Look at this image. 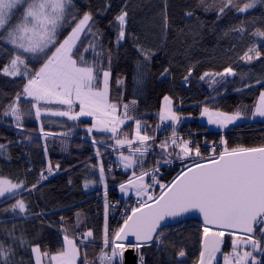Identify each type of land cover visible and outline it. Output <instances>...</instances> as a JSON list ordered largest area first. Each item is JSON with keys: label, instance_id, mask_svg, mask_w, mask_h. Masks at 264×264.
Returning a JSON list of instances; mask_svg holds the SVG:
<instances>
[{"label": "snow or ice", "instance_id": "6c2138e0", "mask_svg": "<svg viewBox=\"0 0 264 264\" xmlns=\"http://www.w3.org/2000/svg\"><path fill=\"white\" fill-rule=\"evenodd\" d=\"M197 5L203 11H214L216 21L227 15L228 11L244 14L239 23L230 25L224 32L225 36L236 33L243 37L245 33L258 38L247 48L240 59L248 64L261 61L264 57V29L257 25L256 17L247 14L258 6L264 8V0H197ZM111 3L106 0L102 11H107ZM127 5L115 17L118 22L115 45L117 49L126 39L127 18L129 16ZM73 0H0V56L7 59V64L0 66V74L7 77L27 78L20 92L4 108V117H13L15 126L22 127L25 115L35 117L42 113L54 116L67 117L78 121L80 117H94L95 123L87 131L92 133L110 134L109 138L115 141V146L123 148L127 145L128 155L119 153V164L127 171L133 169L132 177L127 183L120 184V191L128 193L134 191L137 205L130 209L123 219V224L109 234L107 224L108 203L105 201V223L100 237V251L93 261H89L87 249L96 243V237L91 229L70 237L68 228L62 226V247L55 253L47 247L42 251L40 245H32L23 236H15L13 231L5 230V235L11 242L0 239V264H24L23 257H18L17 245H25L34 254V264H43L47 258L48 264H146L145 253L142 249L155 248L156 256L169 253V248H175L167 235L168 228L172 227L168 221L182 222L181 218L189 213H199L203 217L201 250L197 264H264V146L237 147L229 149L226 140H222V150L218 155L207 158V162L195 161L185 168L171 181L170 184H161L157 177L159 163L145 170L144 161L149 150L156 143L155 135L147 134V126L134 113L137 101L128 103H113L109 99V86L112 77V49H105L102 44V33L96 29V21L91 11L77 15ZM185 15L193 17V11H186ZM264 23V16L259 18ZM74 22V23H73ZM199 22V21H198ZM163 26L165 32L169 27L167 16V2L165 0L163 13ZM249 26L254 30L249 31ZM69 33L61 40L62 30L69 28ZM131 36V34H127ZM92 39L89 40L88 37ZM83 37V39H82ZM136 42L137 51L142 57L137 62L134 78L137 85L143 82L146 72L145 65L151 62L156 54L155 50L145 48L138 42V38L131 36ZM90 54L91 59H86ZM43 61L38 70L33 71L30 63ZM106 62V63H105ZM264 62V61H262ZM194 68L190 67L184 81L192 76ZM162 76L170 75L165 68ZM231 66L223 72H205L199 78L209 77V85L224 82V78L237 76ZM216 77H220L217 80ZM122 84L123 80L118 79ZM243 88H253L260 85L264 89V80L256 79L249 82L248 76L241 77ZM6 95L0 93V96ZM29 100L31 108L24 111L21 99ZM164 105L159 113L160 121H172L173 125L180 123V115L173 111L172 98L165 96ZM44 105H41V102ZM66 105V110L53 111L48 104ZM79 106L77 111L74 107ZM122 108L119 116L117 111ZM248 111L252 119L264 118V91L259 94L258 102L249 110H237L233 114L213 111L208 106L203 107L202 115L208 117V122L227 127L237 120L246 118ZM127 121L135 125L134 138L129 139L127 131L120 128ZM142 129L143 134H142ZM44 136H55L56 133L44 132ZM66 135V134H65ZM123 137V138H120ZM29 139H31L29 137ZM149 141H152L150 144ZM138 143V146L133 147ZM92 143L96 144L95 137ZM103 143V141H101ZM115 146L114 150H117ZM162 150L161 155L174 146L173 152H167L171 157L183 162L189 157H202L199 146H192L190 140L180 137L172 126V136L158 144ZM4 145L0 144V149ZM179 148V152H175ZM215 153V148L211 150ZM97 156L100 149H96ZM165 164L172 163L165 159ZM59 168V165H56ZM139 168L137 175L136 169ZM49 174L52 168L49 166ZM100 182L104 184L105 197L107 184L105 182V169L99 166ZM150 177V183L145 182ZM41 179H47L41 173ZM94 183V182H93ZM39 181L26 186V181L0 177V198H14L18 190L28 191L38 189ZM160 185V193L154 196L150 190L154 185ZM85 188L89 182H85ZM7 194V195H6ZM154 201V203H149ZM25 214L29 211L23 199H17L11 205L12 212ZM126 211H128L126 209ZM42 215V213L40 214ZM79 215V214H78ZM64 218L61 217V221ZM76 227H80L79 220ZM230 240V250L225 251V237ZM132 237L133 239H129ZM79 240V243H77ZM132 252L134 259L128 261L125 254ZM187 256L183 248L168 255V260L174 264H186L183 259ZM160 264H164L163 261Z\"/></svg>", "mask_w": 264, "mask_h": 264}, {"label": "trees", "instance_id": "16d2710c", "mask_svg": "<svg viewBox=\"0 0 264 264\" xmlns=\"http://www.w3.org/2000/svg\"><path fill=\"white\" fill-rule=\"evenodd\" d=\"M111 7L102 11L106 0H73L77 15L91 11L94 15L96 29L102 33V44L105 49H112V77L110 79L109 99L113 103H128L137 101L134 113L147 126V134L155 135L156 143L149 150L145 161V170L156 166L160 161V171L157 177L161 184H170L171 181L185 168L186 159L181 162L175 154L168 157L167 152H173L170 146L163 155L158 144L164 140L159 135L162 100L166 95L174 99V110L180 115L181 121L175 124L178 136L186 140H195L192 146L215 143L218 151L222 150L221 138L224 136L230 148L264 146V122H246L231 127L224 134L214 132L199 121V116L206 105L210 109L234 113L237 110L251 109L256 104L259 94L264 89L260 85L253 88H243L242 76H248L249 82L255 83L256 79L264 80V57L261 61L248 64L240 59L254 40L258 38L245 33L240 37L236 33L228 36L224 32L230 25L239 23L244 14L234 10L228 11L219 21H216L214 11H203L197 0H166L169 27L165 32L163 26V13L165 0H108ZM127 5L129 16L127 18L126 39L117 49L115 38L118 22L115 17ZM186 11H193L194 16L188 17ZM249 17H256L258 27L264 29V23L259 18L264 16V8L257 7L250 10ZM199 21V22H198ZM74 23V22H73ZM254 30L249 26V31ZM70 31L62 30V40ZM138 38V42L145 48L155 50L151 62L145 65L146 72L143 82L136 84L134 73L138 61L142 60L137 51L136 42L131 36ZM83 39V37H82ZM92 39L91 36L88 37ZM264 51V48H261ZM86 59H91L90 54H85ZM43 61H33L30 67L33 71L39 69ZM106 63V62H105ZM7 59L0 56V66L6 65ZM231 66L237 76L224 78L223 83L209 85V77L201 80L199 77L205 72H223ZM193 67L192 76L184 81L187 71ZM170 70V75L162 76L164 69ZM27 78L7 77L0 74V176L26 181V186L39 181L38 189L30 192L19 190L14 198L0 199V239L11 242L5 235V230L13 231L15 236L23 238L32 245H40L43 251L46 247L53 253L62 247V226L68 228V235L73 237L80 232L91 229L96 237V243L87 249L89 261H93L100 251L101 235L105 223V201L107 200V224L109 234L118 229L123 221L118 218L125 208L124 201L119 196V186L132 179V171H125L118 167L115 155L121 151L129 154L128 148L115 146V141L110 139V134L89 133L93 122L80 118L73 121L68 118H44V132L56 133L55 136H44L40 131L41 126L35 117V109L31 115H25L22 127L15 126L13 117L2 115L4 108L10 103L17 92H20ZM123 80L122 84L117 80ZM220 80V77H216ZM29 100L21 99L20 104L25 112L31 108ZM44 105V104H43ZM53 110H66V105L48 104ZM78 111V104L74 106ZM120 114L122 108L119 109ZM247 116H251L248 111ZM166 123V122H165ZM135 125L127 121L121 126L120 131H127L129 138L133 137ZM142 129V134H143ZM66 134V135H65ZM29 137L31 139H29ZM95 137L97 143L93 144ZM49 138H52L51 141ZM123 138V137H120ZM103 141V143H101ZM151 144L152 141H149ZM115 146L117 150H114ZM138 146L134 144L133 147ZM100 149L97 156L96 149ZM179 152V148H175ZM165 159L172 163L165 164ZM59 165V168L56 165ZM105 169V182L107 196L105 197L104 184L100 182L99 166ZM52 168V176L42 182L41 173ZM137 175L139 168L136 169ZM150 183V177H146ZM85 182L89 187L85 188ZM94 182V183H93ZM158 196L160 185H154L150 190ZM17 199H23L29 211L19 214L11 211V205ZM151 202V201H149ZM130 208L128 212L130 213ZM42 213V215H40ZM79 214V215H78ZM61 217L64 218L61 221ZM79 220L80 227L76 224ZM118 221V222H117ZM203 224L192 220L168 228L167 235L175 248H169V253L156 256L155 248L142 249L146 264H174L168 260V255L183 248L187 256L183 258L186 264H197L201 250ZM225 251L230 250V240L225 237ZM79 243V240H77ZM18 259L23 257L24 264H34L33 253L25 245H17ZM79 264V262H78Z\"/></svg>", "mask_w": 264, "mask_h": 264}, {"label": "rangeland", "instance_id": "374dc122", "mask_svg": "<svg viewBox=\"0 0 264 264\" xmlns=\"http://www.w3.org/2000/svg\"><path fill=\"white\" fill-rule=\"evenodd\" d=\"M109 95H110V86H109ZM166 96H170V95H166ZM171 97V96H170ZM172 98V97H171ZM28 99H31V98H28ZM172 101H173V104H172V108H173V111H175L174 110V99L172 98ZM111 102V101H110ZM257 102H258V100H257ZM256 102V103H257ZM43 104H44V102L42 101L41 102V105L43 106ZM51 104H55V103H51ZM163 105H164V99L162 100V105H161V109H162V107H163ZM53 110V109H52ZM78 110H79V108H78ZM211 110H213V111H219V110H214V109H211ZM53 111H56V110H53ZM176 112V111H175ZM221 112H223V111H221ZM228 114H233V113H228ZM116 115L117 116H119L120 115V111L118 110L117 111V113H116ZM49 118V117H51V118H64V117H59V116H54V115H51V114H48V113H42L41 114V116L39 117V118H37V120H38V122H39V124H40V126H43V124H44V122H43V120H44V118ZM251 116H246V118H243V119H241V120H237L235 123H233V124H229L227 127H221V126H219V125H217V124H211V123H209L208 122V117L207 116H204V115H202V112H201V114H200V116H199V121L200 122H202V123H205L208 127H209V129H211V130H213L214 132H218V133H222V134H224L225 132H227L231 127H234V126H237V125H240V124H243V123H246V122H264V118H261V117H256L255 119H252V118H250ZM65 118H67V117H65ZM80 118H82V119H88V120H91L93 123H95V119H94V117H80ZM164 122H166V123H169V124H173V122L172 121H164ZM93 131H95V130H93ZM96 132V131H95ZM134 135H135V129H134V132H133V137H131V138H129V139H132V138H134ZM51 141L53 140L52 138H49ZM222 140H225V138H224V136L221 138V140H220V143L222 144ZM137 143H139V142H137ZM136 143V144H137ZM223 146V145H222ZM124 147H127V145H125ZM228 147V146H227ZM229 149H231L230 147H228ZM125 155H128V154H126V153H124ZM115 162L117 163V165L121 168V169H123V170H125L120 164H119V153H117L116 155H115ZM191 162H187L186 164L187 165H189ZM132 171L133 169H129V170H127V171ZM126 171V170H125ZM46 173L44 174V176H47V179H40L42 182H44V181H46V180H48L49 178H51V174H52V172H51V174H49V172L48 171H45ZM0 177H2V176H0ZM4 178H6V177H4ZM41 178V177H40ZM132 179H135V177H133ZM145 182H147V178L145 177ZM127 183V182H126ZM19 191V190H18ZM151 192V191H150ZM152 193V192H151ZM153 195H154V193H152ZM7 195V194H6ZM119 196L122 198V199H125V198H130L131 196H136L135 195V193H134V191H129L128 193H124V192H121L120 191V187H119ZM1 199V198H0ZM142 251V250H141ZM33 257H34V254H33ZM43 264H48V262H47V258H44V260H43Z\"/></svg>", "mask_w": 264, "mask_h": 264}, {"label": "built area", "instance_id": "2783aa9c", "mask_svg": "<svg viewBox=\"0 0 264 264\" xmlns=\"http://www.w3.org/2000/svg\"><path fill=\"white\" fill-rule=\"evenodd\" d=\"M172 126H174V125L173 124H169V123H165V122L161 123L160 126H159V135H160V137L163 138V139H166L168 137H171L172 136ZM190 141H191L192 144L193 143L195 144V140H190ZM199 148H200V152H201L202 157H204L205 159L204 160H201L200 157H190L189 160H188L189 162H191V163H193L195 161L206 162L208 157L215 156V155H218L219 154L218 145L215 144V143H205L204 145H199ZM213 148H215V153H213L211 151ZM45 173L46 172L44 171L43 172V175ZM52 175L53 174H51V176ZM138 199L139 198H137V197H133L132 199H126L124 201L125 208L122 210V212L120 213V215L118 216V218L119 219L120 218L124 219V217L127 214H130L128 211H126V209L128 210V208H130V207L131 208L132 207H135L137 205V200ZM122 224H123V221H122L121 225Z\"/></svg>", "mask_w": 264, "mask_h": 264}, {"label": "water", "instance_id": "95a60500", "mask_svg": "<svg viewBox=\"0 0 264 264\" xmlns=\"http://www.w3.org/2000/svg\"><path fill=\"white\" fill-rule=\"evenodd\" d=\"M149 203H154V201H151ZM192 220L199 221V222H201L203 224V217L199 213H189V214H186L184 217L181 218V221L182 222L168 221V223L171 224L172 226H176V225L182 224V223L187 222V221H192ZM129 239L131 240L133 238L132 237H129ZM125 256H126V259L128 261H131L132 259H134V255H133V253L131 251L128 252V253H126Z\"/></svg>", "mask_w": 264, "mask_h": 264}, {"label": "crops", "instance_id": "0c3cea01", "mask_svg": "<svg viewBox=\"0 0 264 264\" xmlns=\"http://www.w3.org/2000/svg\"><path fill=\"white\" fill-rule=\"evenodd\" d=\"M119 167V166H118Z\"/></svg>", "mask_w": 264, "mask_h": 264}]
</instances>
